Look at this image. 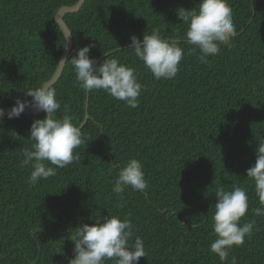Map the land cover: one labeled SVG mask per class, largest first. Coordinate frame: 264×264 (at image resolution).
Here are the masks:
<instances>
[{
  "label": "trees",
  "instance_id": "obj_1",
  "mask_svg": "<svg viewBox=\"0 0 264 264\" xmlns=\"http://www.w3.org/2000/svg\"><path fill=\"white\" fill-rule=\"evenodd\" d=\"M78 0H0V108L12 106L25 91L53 75L66 42L55 20L64 5ZM238 35L229 49L201 63L186 55L172 80L155 81L131 49L130 36L143 38L158 29L165 37H183L188 25L181 8L199 0H86L64 21L73 35L68 60L78 48L99 64L117 47L120 59L139 73L146 90L136 109L102 90L85 91L70 62L52 86L61 109L80 126L84 143L80 162L58 168L35 185L31 167H20L22 150L31 147L30 126L46 113L0 119V264H68L74 228L90 217L131 215L134 236L144 240L147 256L138 264H221L209 251L215 239L211 215L215 189L233 184L247 189L254 235L230 250L228 261L264 264V216L254 181L246 170L264 139V0H228ZM186 51L190 45L181 43ZM125 49V50H124ZM140 159L148 188H127L122 199L112 191L110 162ZM193 224L200 227L193 228ZM40 229L36 236L33 233ZM107 264H114L107 261Z\"/></svg>",
  "mask_w": 264,
  "mask_h": 264
},
{
  "label": "clouds",
  "instance_id": "obj_2",
  "mask_svg": "<svg viewBox=\"0 0 264 264\" xmlns=\"http://www.w3.org/2000/svg\"><path fill=\"white\" fill-rule=\"evenodd\" d=\"M182 23L187 24L183 37H165L158 29L150 33L145 31L143 38L135 34L130 36L131 49L135 56L143 62L151 72L155 81L172 80L180 71L182 59L186 55L197 54L201 63H207L208 57L221 54L222 46L232 47L233 39L238 35L233 20L232 9L228 0H199V7L184 9L177 13ZM191 47L187 51L181 43ZM95 44H87L77 49L70 62L76 76V82L85 91L102 90L113 98L124 101L126 106L136 109L140 105V97L146 90L139 73L132 66L124 63L117 53L121 47L111 52H104L107 57L99 64L89 53ZM125 50V49H124ZM29 99L16 98L9 119L18 118L26 107L43 111L45 117L35 119L30 126L31 147L22 150L23 159L20 167H31L28 183L37 184L57 174L58 168H65L73 162H80V154L76 150L84 143L82 128L73 123L65 114L57 116L61 103L56 91L45 84L25 91ZM0 119L3 110L0 109ZM255 163L246 170L247 177L254 181V192L260 207L252 209L255 216H264V139L258 142L255 149ZM109 174H115L112 191L118 198L127 188L144 191L148 188L144 166L140 159L130 158L121 164L118 160L110 162ZM216 203L211 215L212 231L215 239L209 245V251L216 254L221 264L228 261L233 246H242L245 239L254 235L256 220L245 221L241 218L249 210L247 189L233 184L231 189L218 185L215 189ZM91 224L81 223L74 228L70 239L74 242L73 257L68 264H138L141 257L147 256L144 240L134 236L135 225L131 215L121 218L119 215L90 217ZM200 225L193 224V228ZM40 229L36 230L33 235ZM231 264H237L236 257Z\"/></svg>",
  "mask_w": 264,
  "mask_h": 264
},
{
  "label": "water",
  "instance_id": "obj_3",
  "mask_svg": "<svg viewBox=\"0 0 264 264\" xmlns=\"http://www.w3.org/2000/svg\"><path fill=\"white\" fill-rule=\"evenodd\" d=\"M85 1L86 0H78L73 5H70V6L64 5L55 14V20H56L57 24L59 25V27L62 31V34L65 38L66 45H65V48L61 54L59 63L57 65L53 75L51 76V78L49 80H47L43 83V85L45 84V87H48V86L52 87L60 79V77L62 76L64 67L66 65V63L65 64L63 62L60 63V61H62V60L67 61L68 56H69V54L72 50V47H73V35H72L70 28L68 27V25L64 21V17L66 14L74 13V12L78 11L83 6ZM11 107L12 106H6V107L0 108L3 110V116L7 115V113L11 110ZM42 112L43 111L34 109L32 107H26L22 114L23 115H37V114H40ZM88 117H89V114L87 112L83 122L80 124L81 128L84 127L85 123L88 120Z\"/></svg>",
  "mask_w": 264,
  "mask_h": 264
}]
</instances>
